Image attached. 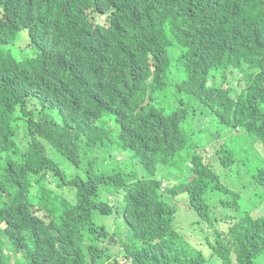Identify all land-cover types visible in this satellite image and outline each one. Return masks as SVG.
Masks as SVG:
<instances>
[{
	"label": "trees",
	"instance_id": "1",
	"mask_svg": "<svg viewBox=\"0 0 264 264\" xmlns=\"http://www.w3.org/2000/svg\"><path fill=\"white\" fill-rule=\"evenodd\" d=\"M248 139L264 148V0H0V264H264Z\"/></svg>",
	"mask_w": 264,
	"mask_h": 264
},
{
	"label": "rangeland",
	"instance_id": "2",
	"mask_svg": "<svg viewBox=\"0 0 264 264\" xmlns=\"http://www.w3.org/2000/svg\"><path fill=\"white\" fill-rule=\"evenodd\" d=\"M229 74H226V76ZM227 80L230 81V77L227 76ZM197 109V106L195 107ZM204 112V111H203ZM56 115V114H55ZM56 118V116H54ZM103 121H106V125L108 126H113L114 123L111 121V119H103ZM190 121V123H188ZM185 123L186 129L190 130L194 125L196 124L195 120H189ZM207 121V120H204ZM100 122V121H99ZM188 123V124H187ZM205 125V122L202 123ZM184 127V125H183ZM116 131V129H115ZM221 142V137L217 138L216 136L211 135L209 132H204V135L200 137V143L201 147H204V162H209L212 164V169L215 171V173L218 175L220 182L221 183H226L230 185V183H237L238 180L240 179L239 176L243 175V171L239 172L238 167H229L225 168L220 161L218 160V157H216L215 160V154L213 152V148L211 147L214 142ZM238 146L241 144L240 141H237ZM206 148V149H205ZM206 151V152H205ZM246 151V152H245ZM251 156L249 155V153ZM53 156V155H51ZM248 156L251 159V162L253 164H256L258 161H255L256 156L264 157V148L262 145L258 142H253L251 139L246 140L245 142V149L240 153V160H242V165L245 160V158ZM64 161V159H63ZM212 162V163H211ZM66 163L68 166L71 167V165L67 162H62ZM175 170V169H174ZM174 170H172L174 172ZM245 190L248 192L246 198L242 199L244 202L243 204L247 209L253 210L254 208H259L261 207V213L264 214V191H258L256 189V193L253 194L254 192H250L248 190V185L246 182V179H243V184ZM186 195H179L176 199H174V206L177 209L176 213V220H175V225L178 229H181V231L184 228H189L188 232L185 234V239L197 250H201L205 255H208L210 253L209 249L203 244L202 241V231L200 228L197 226L192 225V220L190 218L189 214V209H188V200L186 198ZM208 264H220L219 261L216 260H210Z\"/></svg>",
	"mask_w": 264,
	"mask_h": 264
}]
</instances>
